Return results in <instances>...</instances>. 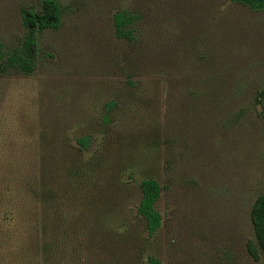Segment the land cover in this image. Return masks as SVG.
<instances>
[{
	"label": "rangeland",
	"instance_id": "374dc122",
	"mask_svg": "<svg viewBox=\"0 0 264 264\" xmlns=\"http://www.w3.org/2000/svg\"><path fill=\"white\" fill-rule=\"evenodd\" d=\"M43 1L0 0V264H264L247 250L264 192V8L56 0V27L32 34L24 16ZM28 33L21 72L7 57ZM148 177L152 235L137 212Z\"/></svg>",
	"mask_w": 264,
	"mask_h": 264
},
{
	"label": "trees",
	"instance_id": "16d2710c",
	"mask_svg": "<svg viewBox=\"0 0 264 264\" xmlns=\"http://www.w3.org/2000/svg\"><path fill=\"white\" fill-rule=\"evenodd\" d=\"M243 3L249 8L260 11L264 8V0H235ZM131 15L128 11L122 9L113 15L116 35L119 37L127 36V25L131 21ZM60 20V7L56 0H44L41 12L27 11L24 16V22L30 33L42 30L46 27H56ZM27 35L25 41L26 51L16 52L7 57V64L15 67L21 72H29L32 69L33 60L29 51V46L34 42ZM78 142L82 146L87 145V137H81ZM141 198L137 205L138 214L145 220L146 230L152 235L161 224L160 213L155 207V202L160 196V185L155 178H144L140 182ZM250 221L253 228L254 241H249L247 250L249 254L258 259L264 255V192L259 193L254 199L249 212ZM153 264H159L154 259H150Z\"/></svg>",
	"mask_w": 264,
	"mask_h": 264
}]
</instances>
